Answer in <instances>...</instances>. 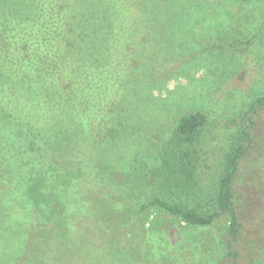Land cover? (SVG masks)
Returning a JSON list of instances; mask_svg holds the SVG:
<instances>
[{
    "label": "rangeland",
    "instance_id": "rangeland-1",
    "mask_svg": "<svg viewBox=\"0 0 264 264\" xmlns=\"http://www.w3.org/2000/svg\"><path fill=\"white\" fill-rule=\"evenodd\" d=\"M15 1L19 3L0 0V18L15 12ZM175 1L183 13L155 19L149 30V61L140 51L134 53L132 80L117 93L121 107L115 114H120L123 127L115 133L111 128L112 137L108 127L102 141L86 129L74 131L69 136L76 147L66 148L72 156L69 167L51 145L57 137L48 145V138L39 146L32 144L31 151L35 140L0 147V264H14L18 257L22 264H230V258H223L225 217L209 227L181 226L169 233L147 229L146 209H139L154 194L145 177L160 146L178 118L195 111L210 120L196 144L202 191L241 126H251L240 188L246 197L241 239L252 253L240 264L264 257V107L252 122L242 118L251 100L264 95V0ZM251 36L254 41L243 44ZM0 81L12 85L18 78L3 76ZM22 88L28 92L27 83ZM49 163L60 174H80L67 185L58 183L47 170ZM35 173L44 175L48 210L34 206L24 193ZM125 174L128 183L122 181ZM56 209L59 214L53 216ZM49 227L52 241L41 242L40 232L38 237L34 233ZM60 231L66 233L61 239L56 234ZM32 234L40 242H23Z\"/></svg>",
    "mask_w": 264,
    "mask_h": 264
},
{
    "label": "trees",
    "instance_id": "trees-1",
    "mask_svg": "<svg viewBox=\"0 0 264 264\" xmlns=\"http://www.w3.org/2000/svg\"><path fill=\"white\" fill-rule=\"evenodd\" d=\"M21 1H15L18 4L15 12L0 18V78H18L12 85L0 81V147L10 149V144L28 145L35 140L31 151L32 144L39 146L48 138V145L51 138L55 142L57 137V143L51 145L69 167L72 156L66 148L76 147L69 136L74 131L86 129L102 141L106 139L103 135L107 127L110 137L123 127L120 114H115L121 107L117 93L122 84L126 87L132 80L134 53L140 51L148 62L151 53L146 45L153 21L171 13L179 16L183 9L175 0H23L25 4ZM254 38H247L243 44H251ZM24 83L28 84V92L23 91ZM260 107H264V95L251 100L243 120L252 122ZM209 122L202 111L178 118L170 138L160 146L146 172L145 183L154 188V194L139 209H146L147 229L169 233L181 226L209 227L225 217L228 240L223 258H230V264H240L242 258L248 259L252 253L241 239L246 197L240 188L243 180L240 166L251 149V126L248 123L241 126L240 134L223 150L212 180L202 191L196 144L200 131ZM47 170L55 174L58 183L66 185L78 174L74 171L60 174L50 163ZM43 178L44 175L31 174L24 193L34 206H46L42 209L48 210L50 199L44 191ZM121 178L128 183L126 174ZM110 204L112 201L105 206ZM41 212L47 219L48 214ZM38 233L41 242L52 241L51 227L34 234L38 237ZM56 234L61 239L66 233ZM32 235L23 242H40ZM258 250L260 258L262 251ZM25 256H29L28 250ZM20 258L14 264H22ZM257 261L250 262L263 264L264 257Z\"/></svg>",
    "mask_w": 264,
    "mask_h": 264
}]
</instances>
